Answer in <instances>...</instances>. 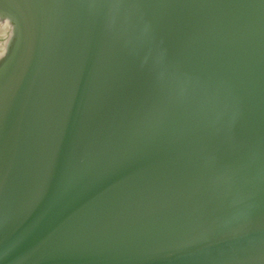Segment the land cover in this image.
<instances>
[{
    "label": "water",
    "instance_id": "water-1",
    "mask_svg": "<svg viewBox=\"0 0 264 264\" xmlns=\"http://www.w3.org/2000/svg\"><path fill=\"white\" fill-rule=\"evenodd\" d=\"M0 24V264H264V0Z\"/></svg>",
    "mask_w": 264,
    "mask_h": 264
},
{
    "label": "bare ground",
    "instance_id": "bare-ground-1",
    "mask_svg": "<svg viewBox=\"0 0 264 264\" xmlns=\"http://www.w3.org/2000/svg\"><path fill=\"white\" fill-rule=\"evenodd\" d=\"M7 31V27L5 25H0V36L3 37Z\"/></svg>",
    "mask_w": 264,
    "mask_h": 264
},
{
    "label": "flooded vegetation",
    "instance_id": "flooded-vegetation-1",
    "mask_svg": "<svg viewBox=\"0 0 264 264\" xmlns=\"http://www.w3.org/2000/svg\"><path fill=\"white\" fill-rule=\"evenodd\" d=\"M1 25V24H0ZM2 42V37L0 36V43Z\"/></svg>",
    "mask_w": 264,
    "mask_h": 264
}]
</instances>
